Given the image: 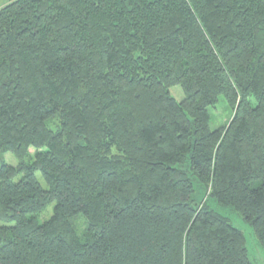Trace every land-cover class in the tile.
<instances>
[{
    "label": "trees",
    "instance_id": "1",
    "mask_svg": "<svg viewBox=\"0 0 264 264\" xmlns=\"http://www.w3.org/2000/svg\"><path fill=\"white\" fill-rule=\"evenodd\" d=\"M211 199L264 247V0L0 4V264H254Z\"/></svg>",
    "mask_w": 264,
    "mask_h": 264
},
{
    "label": "rangeland",
    "instance_id": "2",
    "mask_svg": "<svg viewBox=\"0 0 264 264\" xmlns=\"http://www.w3.org/2000/svg\"><path fill=\"white\" fill-rule=\"evenodd\" d=\"M7 0H0V4H5ZM171 94L177 99L182 100L184 97V92L180 84L173 85L170 88ZM209 114H210V127L212 129H217L222 126H225L229 123L233 116V109L229 105L227 98L221 94L218 97L217 102L214 105H211L208 107ZM4 159L12 165L18 164L17 157L11 153L6 152L4 153ZM38 180L40 183L47 187V183L45 178L43 177V174L38 171L36 174ZM21 177V175L17 176L15 180H18ZM209 192V190H208ZM211 205L215 210L222 213L223 215L229 217L233 223V225L240 229L246 239V247L248 250V256L250 260L254 264H264V247L259 243L252 227L240 216L236 211H234L232 208L227 206H221L214 200H210ZM54 206L55 202L49 204L45 210H43L39 214V220L40 222H43L47 219H49L54 212ZM75 228L77 229V232L82 235L87 228V221L84 215L77 216L74 220ZM3 224V222L0 220V225Z\"/></svg>",
    "mask_w": 264,
    "mask_h": 264
}]
</instances>
